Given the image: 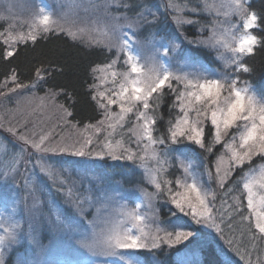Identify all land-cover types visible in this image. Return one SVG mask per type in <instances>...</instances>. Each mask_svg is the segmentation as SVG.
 I'll return each instance as SVG.
<instances>
[{
  "label": "snow or ice",
  "instance_id": "1",
  "mask_svg": "<svg viewBox=\"0 0 264 264\" xmlns=\"http://www.w3.org/2000/svg\"><path fill=\"white\" fill-rule=\"evenodd\" d=\"M112 2L123 3L125 8L129 6L125 0ZM191 2L193 0H165L163 4L155 6L154 11L144 3L135 18L125 17L126 26L120 27L114 38L103 31L102 39L90 38L87 42L89 48L93 43L103 44L107 51L101 49L97 53L93 50L87 55L103 57L108 62L101 66L93 59L84 66L81 87L83 89V85H86V89L79 92L73 89L71 96L63 89L60 93L50 90L48 95L55 98L63 94L66 99L73 100L69 107L75 109L78 105L85 104L93 113L102 114L103 119L95 125L85 126L86 130H95V134H98L96 139L83 136L68 143L64 138L55 140L51 133L40 135L39 140H36L30 139L27 133L14 132L19 140L34 150L27 153L22 148L20 160L24 162V170L27 173V163L31 161L26 158L36 155L33 166L39 167L40 171L48 176L53 186L63 195L65 203L72 205L80 218L87 220L84 215L85 205H101L97 208V216L93 220H87L89 234L78 241L94 254L109 256L119 254L118 250L147 249L155 255V251L163 250L164 246L172 248L182 244L191 248L200 247L204 243L201 235L198 236L190 228L182 226L171 230L159 226L145 230V217L138 211L140 204H135L131 210L125 205L119 206L118 214L126 218L131 227L123 220L116 222L110 216L101 214L107 212L110 205L125 199L122 193L133 195L137 189L143 191L141 184L136 183V166H139L145 169L148 182L154 185L156 190L144 193L150 207L153 199L168 200L176 211L182 214L180 219L214 229L225 239L229 248L237 243L232 221L239 216V223L244 225L240 235L247 238L251 250L246 247L241 253L236 247L233 251L245 264H264V258L259 255L255 261L252 259V253L259 252L260 245H264V196H261L257 203L252 190L257 181L243 182L242 178L243 189L247 190L246 207L250 210L248 215L244 214L243 192L240 196H233L232 203L227 199H221L219 206L215 203L217 191L224 189L225 181L232 172L240 166H246V162H253V157L264 159V99L258 98L252 85L241 79L244 74L255 72V64L251 61L258 52H264V6L255 8L251 0H226V3L220 6L226 9L225 19L220 21L217 18V22L211 25L208 36L191 40L185 37L187 45L196 44L216 50L219 59H225L221 49L227 50L229 58L225 67L230 68L229 75L214 76L191 58H186L184 63L188 71L177 73L172 70L171 61L186 50L181 47L183 40L177 43V29H182L185 24H201L198 19L186 18L185 8ZM204 7L211 10L212 6L205 4ZM201 11L197 4L190 9V15L194 17ZM35 16L39 18L42 27L18 32L15 25L10 23L7 29L0 31V37L3 38L0 43V63L8 66L6 79L0 83V97L7 98L9 93L28 90L46 82L42 72L47 74V68H37L31 84H24L20 81V75L23 73L17 71L19 65L12 67L22 50L18 45L23 44L24 48H27L29 41L33 45L38 44V36L42 34L65 31L60 22L52 20L45 9H38ZM6 19L9 17L0 16V20ZM173 22L176 25L174 30L168 27ZM124 27L127 28L126 31ZM257 29L260 30L259 33L254 34ZM150 30L154 33L152 40L139 38ZM116 31L113 29L114 33ZM67 34L73 39L77 38V33L71 30H68ZM60 67V74L69 70L67 65L61 64ZM120 68L125 70L120 71ZM109 70L113 77L111 89L100 91L98 84L88 83L89 77L96 79L97 72ZM169 93L175 95L171 108H178L179 113L170 115L166 129L161 132L157 127L163 119L159 109L164 97ZM112 106H118L119 112H113ZM59 108L64 113L65 124H69L67 117L73 116V113L63 105ZM129 114L135 116V123L127 129L130 135L127 139H115L117 128L123 129L126 124L131 123ZM89 118L94 119V116ZM209 121V132L212 128L215 129L214 139L210 142L205 133V125ZM105 125L112 131L101 140ZM184 140L199 145L205 153H212L213 145L223 142V147L230 153L227 166L224 165L223 154L218 156L215 162H208L206 170L209 177L216 182L215 190L204 191L195 181L189 183V165L184 160H171L165 155V146ZM149 152L159 166L156 170L145 166L144 161ZM48 153L80 157L81 160L76 161V165L81 169H94L88 173L91 175L90 182H94L93 188L82 190L79 187L80 182L72 178L74 175L71 172L48 163L43 155ZM108 160L129 163L119 165L114 172L109 169V174L98 167L107 164ZM169 163L183 169L185 176L175 181L164 179L161 173L168 174L165 165ZM2 174L19 183V178L24 175L17 167L16 158ZM259 183L260 187L264 188V177ZM22 185L26 190L24 204L27 215L21 220L8 217L0 223V264H59V261L47 258V250L38 239L35 222L41 215L38 188L30 176L24 179ZM231 191L229 189V192L223 195L226 197ZM89 192L92 194L89 195ZM53 214L55 219L50 221V228L61 232L72 229L71 221L62 219L59 214ZM101 224L105 227L100 228ZM225 228L233 233V238L225 236ZM202 232L201 230V234ZM185 241L188 243L184 244ZM21 250L23 254H18ZM128 264L136 262L130 260ZM152 264H162V261L156 258L152 260ZM228 264H231V261Z\"/></svg>",
  "mask_w": 264,
  "mask_h": 264
},
{
  "label": "rangeland",
  "instance_id": "2",
  "mask_svg": "<svg viewBox=\"0 0 264 264\" xmlns=\"http://www.w3.org/2000/svg\"><path fill=\"white\" fill-rule=\"evenodd\" d=\"M200 1L203 6V8H201V13L208 15L209 20L206 21L207 25L205 24V21L200 25L202 28L205 27L207 29V34L198 37V39L208 36L210 34L211 25L217 22V18H219L220 21H223L225 19L224 12L226 11L225 8L220 7L222 4L226 3V0ZM125 2H127V0H125ZM127 3L129 9L128 7L125 8L123 3H113L112 0H0V16L9 17V19L0 20V31L7 29L10 23L15 25L16 31L18 32H28L30 29L42 27L40 20L35 16V13L38 9L43 8L47 14L51 15L52 20L60 22L65 29L64 33L67 34L68 30L77 33V40L87 43L90 38L102 39V31L106 32L109 37L114 38V36L118 34L119 28L126 26L127 20L125 17L133 19L136 16V14L130 12L132 2ZM133 3L136 4L137 2ZM162 3L164 2H159L158 5H161ZM205 4L212 6L211 10L205 8ZM142 5L143 2H139L138 6L141 7ZM155 6H157V4H152L150 9L154 11ZM192 7L193 4L189 3L185 10L190 13ZM161 10L163 11V8H161ZM138 11L140 12L141 8H139ZM113 29H116L117 31L114 33ZM124 30L126 31L127 28L124 27ZM153 37L154 34L149 33L148 31L143 33L139 38L141 40H152ZM183 39L185 40V37ZM0 40L3 41V38L0 37ZM98 46L104 48L103 44H99ZM181 47L186 49V47ZM201 47L211 53L216 62L215 64L211 66L204 64L199 59L195 60L190 53L185 51L181 56H178L171 61L172 70L177 73L188 71L189 69L184 67V63L186 58H191L203 65L210 75H229L230 68L225 67L226 60L229 58L227 50L221 49L225 59H219L216 50L204 46ZM113 53H115V49H113ZM147 54L148 53L146 52L145 55ZM112 58H114V55ZM143 63L144 60L142 59L141 64ZM102 65L103 64H101V66ZM119 70L124 71L125 69L120 68ZM112 79L111 70L107 72L100 71L96 73V79L93 80V83L99 85L100 91H107L113 87ZM224 94L226 95V93ZM257 97L264 99L259 96ZM52 102L51 98L46 95L39 96L36 94L35 87L28 90H18L14 94L9 93L7 98L0 97V223H3L8 217L21 220L27 215L24 204L26 200V190L22 183L26 177L30 176L33 178L35 186L38 188L37 196L41 201V204L39 205L41 215L38 216L35 222L38 239L47 250V258L59 261V264H128L130 260L136 262V264H152V260L157 258L156 251L155 255H153V253L149 252L147 249L118 250L120 251L119 254L109 256L90 252L78 241L84 239L89 234L87 220H93L97 216V208L101 207V205L96 204L91 207L85 205L84 215L87 220L80 218L72 205L65 203L63 195L53 186L52 181L48 176L44 172H41L39 167L33 166V163L37 158L36 155L26 158L30 159L31 162L27 163L28 172L25 173L24 162L20 160L22 155L21 150L23 148L24 152L27 153H31L34 150L30 145H25L23 141L19 140L14 132L17 134L21 132L27 133L29 134L30 139L34 138L36 140H39L40 135L51 133L54 135L55 140L58 141L61 138H64L68 143L79 140L83 136H92L93 139H96V136L98 135L95 134L94 129L89 128L86 130L85 126L76 127L70 123L66 125L63 111L59 107H56ZM112 111L119 112V107L112 106ZM178 113L179 109L176 108V115ZM129 117L131 123L126 124L125 127L121 129L124 133H128L127 129L131 127V124L135 123V116L129 114ZM105 127L107 129H105L104 135L100 136L101 140L112 131L107 125H105ZM9 129H13L14 131H9ZM119 129L120 128H117L118 132H120ZM128 134L130 135V133ZM133 147H135L134 144ZM222 154L224 155V165L227 166L230 153L223 147ZM43 155L48 163L52 164L54 167L67 169L71 172L74 175L72 178L80 182L79 187L82 190L93 188L94 182H90L91 175L88 173L89 171H94V169H81L76 165V161L81 160L80 157L52 153ZM14 158L17 159V167L22 173H24V175L19 178L20 183L13 180L11 177L3 176L2 174V171L7 170ZM177 159L184 160V162L189 165V183L195 181L202 190H210V177L206 170V166L195 161V156L193 155L178 154L176 156V160ZM144 163L148 169H158V165L156 164L155 159L152 158L150 152L146 155ZM99 166L100 165H98V167ZM136 170V177L142 180L143 185L148 184V186L154 187V185L148 182L147 173L144 168L136 166ZM179 170L178 178H183L185 176L183 169L180 168ZM262 177H264V163L251 168L245 174L243 179V182H247V180L257 181V183L253 184L252 188L257 203L259 202L260 197L264 196V188H261L259 183ZM141 188L143 191L137 189L133 195L122 193L125 199L119 200L118 203L110 205L108 211L102 212L101 214L110 216L111 219L116 222L123 220L127 223L128 227H131V223L118 214L119 206L125 205L127 209L131 210L135 207V204H140L141 207L138 211L145 217L143 222L145 230L150 228L154 229L156 226L162 228L156 220L152 201V206L150 207L149 202L144 195L145 192L151 193L152 190L149 191L146 187L142 186ZM244 191L247 202V190L244 189ZM52 194L61 196V202H57ZM88 194L91 195L92 193L89 192ZM53 213L61 215L62 219L71 221L73 223L72 229L67 232H61L56 231L54 228H50V221L55 219ZM177 226L190 228L187 225L182 224L175 225L174 227ZM103 227H105V225L101 224L100 228ZM97 230L99 231L100 229L98 228ZM18 254H23V250ZM194 258L196 262H198L199 257L196 253H187L181 260H193Z\"/></svg>",
  "mask_w": 264,
  "mask_h": 264
},
{
  "label": "trees",
  "instance_id": "3",
  "mask_svg": "<svg viewBox=\"0 0 264 264\" xmlns=\"http://www.w3.org/2000/svg\"><path fill=\"white\" fill-rule=\"evenodd\" d=\"M127 2H132L130 6V12L136 14L139 12V8H141L142 10V6H138L139 2H143V4L147 3L148 7L150 8L152 4L158 5L159 2H165V0H127ZM133 2H137L138 4H134ZM191 3L193 4V7H196L198 4L200 8H203L202 2L200 0H194ZM251 3L255 8L264 6V0H251ZM185 13L186 17L198 19L201 21V24H203L204 21L206 24V21L209 20V16L201 12L199 15H196L194 17L191 16L190 13L186 10ZM169 19H171V17ZM201 24L195 26L185 24L182 29H177V43L183 40L184 44H182L181 46L186 47L185 51L190 53L195 60L199 59L202 63L211 66L216 62L208 50L201 47L200 45L192 44L187 46V41L183 39L184 37H187L188 40L198 39V37L207 34V30H205L206 28H202V26H200ZM168 27L174 30L176 25L173 22ZM259 31L260 30L257 29L254 34L259 33ZM149 33L154 34L151 30L149 31ZM38 40L39 43L35 45H33L29 41L27 48H24L23 44L17 46L22 50L20 56H18L13 62L12 67H16V65H19L17 71L18 73H23V75H20V81L24 84H31V82L35 79L36 69L47 68V74L42 72V75L45 76L46 82L41 83L37 87H35L36 94H38L39 96L46 95L47 97L51 98V100L53 101L52 103L56 107L63 105L68 109V111L72 112L73 116L67 117V120L70 121V124L75 125L76 127L93 125L96 124L97 121L102 120L103 115L93 113L87 105L81 104L78 105L77 108L73 109L69 107V105L73 103V100L71 98L66 99L63 94H59L55 98H52L48 95V93L50 90L52 92L60 93L63 89L68 91L69 96H71L73 89H76L78 92L86 89V85H83V89L81 87L82 81L84 79V66L93 59L96 61L97 65H101L107 62L103 57L89 56L87 54L89 52H93V50L98 53L101 49L104 48L95 44H92V47L89 48L87 46V43L77 39H73L72 37L61 31H50L47 34H42L38 36ZM0 43H2L1 40ZM104 50L107 51L106 49ZM251 63L255 64V72L251 74L246 73L241 77V79L243 81H247L252 85L253 91L257 96L264 98V52H258ZM61 64L67 65L69 69L64 74H60ZM7 68V65L0 63V83H3L6 79ZM88 83H93L92 77L88 78ZM174 101L175 95L169 93L161 102L159 114L163 117V119L157 125V127L160 128L161 132L166 129L167 120L170 118V115H176V108H171ZM93 116L94 119L89 118ZM81 120L83 121L82 123ZM209 127L210 122L205 125V133L208 141L210 142L214 139V128H212L209 132ZM105 129L107 128L105 127ZM119 131L120 132L117 131L114 134L115 139H121V137H124L125 139L128 138V133L122 132L121 129H119ZM177 149H180V151H177ZM222 153L223 142L213 145L212 153H205L204 149H202L199 145H196L195 143L187 140H184L178 144L165 146V155L169 156L171 160H176V156L178 154L193 155L195 156V161L203 164L206 167L209 161L215 162L217 160V157ZM125 163L129 162L108 160L107 164H101L99 167L104 170V172L110 173L109 169L113 171L118 168L119 165ZM262 163H264V159L253 157V162H246V166H240L239 169L232 172L228 180L225 181L224 189L217 191V199L215 202L216 205L219 206L221 199H227L229 203H232V197L240 196L241 192H243V203L245 205L244 214L248 215L250 210H248L246 207V194L242 187V178L244 179L245 174L251 168ZM179 169L180 168L178 166H174L169 163L165 165V170L168 174L164 175V173H161V175L164 179L175 181L179 177ZM136 183H140L142 187H146V189H148L149 191L152 190L151 192L156 191L155 187L153 186H148V184L143 185L142 180L137 177ZM209 186L210 190H215L217 188L215 180L210 178ZM229 189H231L232 191L225 197L223 193H228ZM52 195L55 197L57 202H61V196H57V194ZM152 203L156 220L162 226V228L167 227L171 230L175 225L178 224L187 225L191 230L196 232L198 236L201 235L200 238L202 241H204V243L200 247L186 248L182 244H177L172 248H167V246H164L163 250H156V257L162 261V264H228L229 261H231V264H245V262L240 259V256L237 255L235 251H233V248L236 247L240 249L241 253L245 251L246 247L251 250V244L247 241V238L241 237L240 235L241 230L244 228V225H241L239 223V216L235 217V219L232 221L237 243H235L232 248H229L227 243L225 242V239L221 237L220 234L217 233L214 229H210L204 225L192 224L186 219H180L179 217H181L182 214L178 213L174 205H172L168 200L153 199ZM221 227L223 228L224 225H221ZM201 230L203 231L202 234ZM225 236L231 239L233 238V233H230L225 228ZM187 243V241L184 242V244ZM187 253H196L199 257L198 262H196L195 258L193 260H181ZM258 255L261 258H264V245H260L259 252L252 253L253 261L256 260V257Z\"/></svg>",
  "mask_w": 264,
  "mask_h": 264
}]
</instances>
